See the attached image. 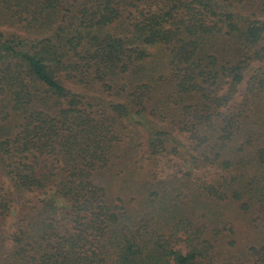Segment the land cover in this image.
Returning <instances> with one entry per match:
<instances>
[{
  "label": "trees",
  "instance_id": "trees-1",
  "mask_svg": "<svg viewBox=\"0 0 264 264\" xmlns=\"http://www.w3.org/2000/svg\"><path fill=\"white\" fill-rule=\"evenodd\" d=\"M5 26L0 264H213L239 220L262 247L235 264H264V0H0ZM126 124L191 163L186 181L134 173ZM201 161L216 172L193 175ZM122 172L140 173L129 205L108 199Z\"/></svg>",
  "mask_w": 264,
  "mask_h": 264
},
{
  "label": "rangeland",
  "instance_id": "rangeland-1",
  "mask_svg": "<svg viewBox=\"0 0 264 264\" xmlns=\"http://www.w3.org/2000/svg\"><path fill=\"white\" fill-rule=\"evenodd\" d=\"M0 32L1 33H15L18 32L15 28H9V27H0ZM150 59L148 62L145 64L147 72H150L152 69H154L157 73L158 70L163 65V55L159 52L158 48H152L150 49ZM161 59V60H160ZM164 72L162 69L160 70ZM160 75H163L164 78L166 79L165 74L160 73ZM68 84V83H67ZM102 86V85H101ZM99 90V89H98ZM164 91L167 92V87L164 88ZM241 91H244V88H241ZM76 92H87L89 96L92 97H99L104 100H114L115 93H109V92H102V91H95L91 90L88 91V89H85L83 87H76ZM117 98V97H116ZM160 99V97H157ZM154 106L152 107H157L159 104L156 102L153 103ZM160 109V106L159 108ZM152 122L157 125L158 127L164 126L166 127V123L162 122L159 119H156L155 117L151 118ZM169 126V125H167ZM169 133L177 140L179 143H183L185 146H188L189 148L194 147L196 143H194L190 137L189 134L181 135L177 130L173 128H166ZM151 128L140 126V127H129L128 124L125 126V133L123 134V137H125L126 142H128V146L131 148H135L137 150V155H134V163L135 165L132 167L135 169H139L141 167H144L143 170H141V176H147V177H152L156 176V182L157 181H163L165 182L166 185H169L167 182L171 180L170 174H174L178 171L181 172V176L179 178H182V182L186 181L187 176L186 173L191 172L193 169V166L191 163L183 164L182 160L178 158H173L169 159L166 157H156L152 158L149 153L146 151V146H147V141L149 136H151ZM127 144V143H126ZM126 144L121 145V149L126 151L127 146ZM205 162L201 161V167L197 169V172L194 173L193 175H196L199 178H206L209 174L215 173L216 169H209L204 167ZM121 169H117L116 173H120ZM209 170V171H208ZM157 172L160 174V176H157ZM131 173V172H130ZM110 174V173H109ZM140 173H138L134 179H131L127 183V179L124 177L123 172L122 175H119L117 177H114V187H112V191H110V194L108 193V199L109 201H115L118 198H123L124 199V204L129 205L132 203L133 198L137 197L138 192H139V186H140ZM142 176V177H143ZM175 181V180H174ZM107 181L101 180L100 186H108L106 183ZM124 185H127L126 188L123 189ZM170 186V185H169ZM174 188H178L177 185L174 186ZM122 190V192H120ZM177 195V193H176ZM185 198L181 196L180 200H184ZM224 208V207H223ZM221 209V211L223 210ZM234 226L236 227V232L235 236H229L228 238H225L223 240V243L221 245L223 246L222 249H219L221 251V255L216 256L215 261L213 264H225L226 262H232L236 263L237 261L235 260L236 257L238 256V252L241 250H244V254H247V256H250V259L252 262H256L253 258V253L249 252V248L255 247L257 250H259L262 247V243H258L255 239V235L253 232V227H251L249 224L246 225L245 222L242 220L239 222L233 223ZM229 232H227L228 234ZM223 255V256H222ZM222 256V257H221ZM224 259V261H222ZM210 263V262H209Z\"/></svg>",
  "mask_w": 264,
  "mask_h": 264
}]
</instances>
